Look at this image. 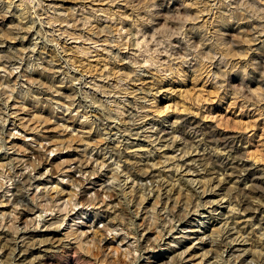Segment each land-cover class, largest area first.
Instances as JSON below:
<instances>
[{"label": "rangeland", "instance_id": "obj_1", "mask_svg": "<svg viewBox=\"0 0 264 264\" xmlns=\"http://www.w3.org/2000/svg\"><path fill=\"white\" fill-rule=\"evenodd\" d=\"M0 264H264V0H0Z\"/></svg>", "mask_w": 264, "mask_h": 264}]
</instances>
